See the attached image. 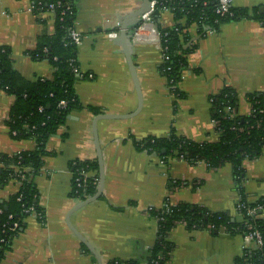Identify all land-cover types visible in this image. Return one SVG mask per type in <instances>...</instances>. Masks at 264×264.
Returning a JSON list of instances; mask_svg holds the SVG:
<instances>
[{
    "label": "crops",
    "instance_id": "crops-1",
    "mask_svg": "<svg viewBox=\"0 0 264 264\" xmlns=\"http://www.w3.org/2000/svg\"><path fill=\"white\" fill-rule=\"evenodd\" d=\"M36 1L0 0V47L10 50L14 71L29 83L40 78L51 80L55 73L48 60L31 55L56 35L57 25L54 12L37 13ZM73 1L74 26L82 35L77 59L81 72L89 78H79L74 83L79 106L49 139L43 167L34 178L44 221L36 213L30 215L1 264H98L68 221L93 246L102 264L114 260L143 263L158 234V221L148 210L162 208L167 199L171 205L185 203L210 212H227L239 220L241 185L235 180L231 164L214 170L204 162L192 165L183 159L164 160L138 145L151 137H168L173 130L194 142H216L220 135L215 130L210 100L227 88L238 97L237 113L249 115L247 97L264 93L262 24L255 19H240L205 37L199 36L196 25L191 26L188 32L198 47L189 56V69L179 84L185 94L179 102L160 70L163 54L159 38L149 28L142 31L133 41V59L143 108L135 117L98 122L105 189L98 200L71 214L85 201L71 195V163L98 161L94 120L104 114L128 116L138 108V96L120 43V29L115 28L117 22L141 5V0ZM232 7L249 12L260 7L263 12L264 0H232ZM158 24L163 29L172 28L176 24L173 12H162ZM15 101L14 95L0 89L3 156L37 148L34 140H18L10 134L8 122ZM243 167L241 187L249 202L264 198V148L258 159L244 161ZM98 177L97 191L100 173ZM176 181L180 186H171ZM20 186L17 179L0 186V204L7 203ZM170 239L174 252L167 264H234L245 249L257 247L240 234L188 231L184 225H177Z\"/></svg>",
    "mask_w": 264,
    "mask_h": 264
},
{
    "label": "trees",
    "instance_id": "trees-1",
    "mask_svg": "<svg viewBox=\"0 0 264 264\" xmlns=\"http://www.w3.org/2000/svg\"><path fill=\"white\" fill-rule=\"evenodd\" d=\"M157 1L158 7L153 18L160 34L164 57L160 70L167 78L170 91L177 102L185 97L179 89V84L189 69V56L198 47L188 32L191 26L198 27L200 37H205L208 30L219 33L224 24L240 19H255L264 27V11L262 12L260 7L251 12L232 7L228 14L222 15L218 13L215 0ZM59 2L63 6H57L55 10L56 35L40 44L31 54L35 59H45L53 65L55 73L51 80L40 78L34 83L24 81L14 71L10 50L0 47V89L16 98L8 122L10 134L18 140L32 139L37 144L34 151L13 156L0 155V186H5L12 179L21 183L19 192L7 203L0 204V264L12 240L24 230L25 221L30 215L41 214L44 221L34 178L43 167V156L49 139L57 134L68 114L79 106L74 83L79 78H89L79 68L78 45L69 37L70 29L75 27L74 1L38 0L35 9L37 13L47 12L50 11L51 5H57ZM66 6L71 9L66 10ZM164 8L170 9L174 14L176 24L172 28L163 29L158 24ZM247 100L251 105L250 114H237L231 118L226 108H238L236 93L227 88L211 97L215 130L220 135L216 142H194L178 136L173 130L168 137H151L140 142L138 146L141 150L155 153L164 160L183 159L192 165L204 162L208 168L214 170L231 164L235 180L242 186L245 177L243 162L258 159L264 148V93L250 94ZM61 101L66 102L65 108L60 107ZM71 170V195L82 200L94 196L97 193L100 173L98 161L76 160L71 163ZM171 186L178 187L180 183L176 181ZM241 186L237 205L239 220L227 212H210L185 203L171 205L169 199L164 202L162 208L149 209L148 212L158 221V234L155 245L143 263L170 262L174 252L170 233L177 225H184L188 231L206 230L212 234L223 231L243 237L259 232L263 236V245L245 249L234 264H264V198L249 202ZM15 223L18 227L11 231ZM143 263L114 260L108 264Z\"/></svg>",
    "mask_w": 264,
    "mask_h": 264
},
{
    "label": "water",
    "instance_id": "water-1",
    "mask_svg": "<svg viewBox=\"0 0 264 264\" xmlns=\"http://www.w3.org/2000/svg\"><path fill=\"white\" fill-rule=\"evenodd\" d=\"M151 6V1L150 0H141V5L140 8L138 10H136L135 12L129 14L128 16H126L123 20H121V28H120V43L121 46L123 48V52L124 55L126 57L127 63H128V67L130 70V74L132 76V80L136 89V93L138 96V108L136 110L135 113L125 116V115H99L97 116V118L94 120L93 123V134H94V140H95V146H96V151H97V159L99 162V167H100V185L98 188L97 193L81 202L80 204H78L74 209L71 210V214L76 212L77 210L95 202L96 200H98L105 189V167H104V156H103V150L101 147V143H100V137H99V131H98V122L100 120H109V119H127V118H131V117H135L136 115H138L140 113V111L143 108V104H144V98H143V93H142V88H141V84H140V80H139V76H138V71L136 68V65L134 63V59H133V41H134V32L135 30L138 28V26L141 23V16L148 12ZM68 225L69 227L73 230V232L75 233V235L79 238V240L81 242H83L87 248L90 249V251L95 255L98 264H102V260L100 258V256L98 255V253L96 252V250L93 248V246L76 230L72 227V225L70 224V222L68 221Z\"/></svg>",
    "mask_w": 264,
    "mask_h": 264
},
{
    "label": "built area",
    "instance_id": "built-area-1",
    "mask_svg": "<svg viewBox=\"0 0 264 264\" xmlns=\"http://www.w3.org/2000/svg\"><path fill=\"white\" fill-rule=\"evenodd\" d=\"M215 1L218 4V13H220L222 15H225V14H228L230 12V9L232 8V0H215ZM57 6L61 7V6H63V4L61 2H59V3H57V5H51L50 6V12H54L55 13V10H56ZM157 7H158V1L157 0H152L149 11L144 13L141 16V23L138 26V28L135 30L134 40L138 39L141 36V32L146 30V29H148V28L150 29L151 34L153 36L158 37L160 39V34H159L158 29L156 28V24H155L154 18H153ZM65 8H66V10H70L71 9L70 6H66ZM167 10H170V9L164 8L162 12L167 11ZM120 28H121V22H117L115 29H120ZM212 34H215V32L211 31V30L207 31V35H212ZM69 37L78 46L80 45V43L82 41V35L75 29V27L70 29ZM163 60H164V57H163ZM183 77H184V75H183ZM59 105H60V107L65 108L66 107V102L65 101H61ZM226 112L230 115L231 118H234L238 114L237 113V109L233 108L232 106H228L226 108ZM213 122H214V125H215L216 124L215 121H213ZM38 216L40 218L42 217L41 214H38ZM17 227H18V224L15 223L13 225V227L11 228V231H15L17 229ZM244 238L246 240H248V241H252V242L256 241V245L257 246L263 245V236L259 232H255L253 234H249V235L245 236Z\"/></svg>",
    "mask_w": 264,
    "mask_h": 264
}]
</instances>
